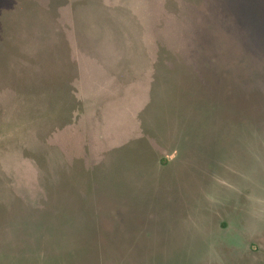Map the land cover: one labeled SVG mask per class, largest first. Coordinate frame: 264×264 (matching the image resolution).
Wrapping results in <instances>:
<instances>
[{
  "label": "rangeland",
  "instance_id": "obj_1",
  "mask_svg": "<svg viewBox=\"0 0 264 264\" xmlns=\"http://www.w3.org/2000/svg\"><path fill=\"white\" fill-rule=\"evenodd\" d=\"M0 264H264V0H0Z\"/></svg>",
  "mask_w": 264,
  "mask_h": 264
}]
</instances>
